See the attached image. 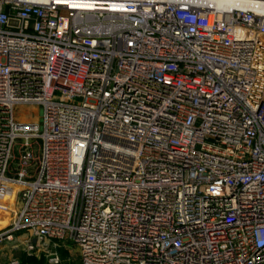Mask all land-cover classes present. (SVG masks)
Returning a JSON list of instances; mask_svg holds the SVG:
<instances>
[{
  "label": "built area",
  "instance_id": "1",
  "mask_svg": "<svg viewBox=\"0 0 264 264\" xmlns=\"http://www.w3.org/2000/svg\"><path fill=\"white\" fill-rule=\"evenodd\" d=\"M209 1L0 0V243L264 264V0Z\"/></svg>",
  "mask_w": 264,
  "mask_h": 264
},
{
  "label": "rangeland",
  "instance_id": "2",
  "mask_svg": "<svg viewBox=\"0 0 264 264\" xmlns=\"http://www.w3.org/2000/svg\"><path fill=\"white\" fill-rule=\"evenodd\" d=\"M14 116L16 121L38 123L40 108L37 105H19L14 110ZM63 245L65 246H61L58 249L62 260L60 264H81L75 247L69 243H64ZM29 256L22 250L21 246L14 249L10 244L0 243V264H11L10 260L13 258L19 260V264H50L47 258L42 255Z\"/></svg>",
  "mask_w": 264,
  "mask_h": 264
},
{
  "label": "bare ground",
  "instance_id": "3",
  "mask_svg": "<svg viewBox=\"0 0 264 264\" xmlns=\"http://www.w3.org/2000/svg\"><path fill=\"white\" fill-rule=\"evenodd\" d=\"M24 1H30V2H46L47 0H24ZM193 2L197 3V4H202V5H207L208 3H210L211 1L209 0H193ZM214 2L218 5V6H223L221 2V0H214ZM213 3V2H212ZM244 3H241L240 1H237V6L241 7L243 6Z\"/></svg>",
  "mask_w": 264,
  "mask_h": 264
},
{
  "label": "trees",
  "instance_id": "4",
  "mask_svg": "<svg viewBox=\"0 0 264 264\" xmlns=\"http://www.w3.org/2000/svg\"><path fill=\"white\" fill-rule=\"evenodd\" d=\"M29 257H34V256H29ZM36 258V257H35Z\"/></svg>",
  "mask_w": 264,
  "mask_h": 264
}]
</instances>
